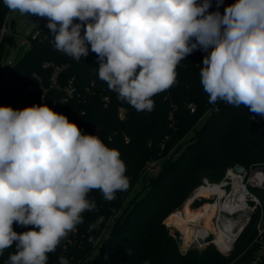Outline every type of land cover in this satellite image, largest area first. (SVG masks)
I'll return each instance as SVG.
<instances>
[{
    "label": "clouds",
    "instance_id": "obj_1",
    "mask_svg": "<svg viewBox=\"0 0 264 264\" xmlns=\"http://www.w3.org/2000/svg\"><path fill=\"white\" fill-rule=\"evenodd\" d=\"M3 2L47 18L57 51L76 61L95 53L98 77L137 111H151L152 97L175 84L180 61L202 50L209 103L243 105L264 118V0H235L223 14L209 11L212 0ZM125 173L118 150L47 104L0 107V255L16 248L6 264H47V254L95 207L88 193L113 200L129 187ZM14 223L32 227L17 233Z\"/></svg>",
    "mask_w": 264,
    "mask_h": 264
},
{
    "label": "trees",
    "instance_id": "obj_2",
    "mask_svg": "<svg viewBox=\"0 0 264 264\" xmlns=\"http://www.w3.org/2000/svg\"><path fill=\"white\" fill-rule=\"evenodd\" d=\"M233 3L235 0H223L217 8L216 0H212L209 11L218 10L223 14L225 7ZM9 13L10 10L0 0V32ZM44 31L48 39L36 43L3 76L7 88L0 91V107L21 109L14 108V104L27 86L39 84L34 74H38L42 84L48 87L53 69H44L45 62L68 65L61 73L59 83L65 86L74 78L77 91L86 95V99L75 98L59 103L54 111L77 124L82 134L97 135L106 146L118 150L129 179L127 190L118 191L111 201L105 200L99 190L88 193L87 198L94 202L95 207L83 212V223L63 238L54 252L47 254V264H59L61 256L69 264H84L94 255V260L88 264H145V261L148 264H225L227 259L212 246L203 252L182 254L177 234L170 235L166 219L181 207L204 178L219 181L228 167L264 163L263 118L243 105L236 107L222 101L219 113L195 129L211 105L200 83V70L207 55L202 50H195L180 61L175 84L152 97L154 107L151 111H137L119 100L115 92L111 106L104 108L101 101L104 84L98 77L97 55L90 50L88 56L76 61L57 52L51 44L54 38L50 30L45 28ZM15 44L12 36L3 38L0 43V75L3 73L1 64L7 57L6 48ZM92 82L96 86L92 89L93 94L89 95L86 87ZM56 96L58 93L52 90L47 101ZM39 98L40 93L34 92L23 99V106L38 105ZM190 104L196 105L195 113L190 112ZM119 107L128 110L125 121H120L117 116ZM174 107L176 129L170 127L169 121V113ZM192 132L194 136L185 141L183 138ZM126 136L130 138L129 143L125 142ZM167 136L165 152L161 153V144ZM181 140L176 152L161 164L156 175L145 173L148 162L165 156ZM139 181L143 195L136 193L117 217ZM112 220L114 224L108 236L98 244L99 235ZM31 227L13 224L17 233ZM129 248L130 254L127 253ZM15 251V244L4 250L0 264H6L9 255Z\"/></svg>",
    "mask_w": 264,
    "mask_h": 264
},
{
    "label": "built area",
    "instance_id": "obj_3",
    "mask_svg": "<svg viewBox=\"0 0 264 264\" xmlns=\"http://www.w3.org/2000/svg\"><path fill=\"white\" fill-rule=\"evenodd\" d=\"M12 22L14 21H10L8 14L1 28L0 43L3 38L12 36L15 41L19 40L21 47L31 50L36 43L48 39L44 31L47 28V18L28 36H19L14 33L15 22L13 27ZM74 23L79 21L76 20ZM51 44L54 45V41H51ZM6 59L7 57L1 64L3 73L0 75V91L7 88L3 76L13 66H5ZM67 67L68 65L65 64L56 65L45 62L44 69H53L49 86L45 87L40 76L34 74L33 77L39 84L27 86L14 104V108H25L23 99L34 92L40 93L38 105L47 104L53 111L59 103H66L75 98L85 100L86 95L77 91L74 78L70 79L65 86L59 83V77ZM100 81L104 84L101 101L104 108H109L114 91L109 90L106 82L101 79ZM95 84L92 82L86 87L87 94H93L92 89L96 86ZM52 90L56 91L58 96L48 102L47 97ZM221 102L218 100L215 104L208 106L197 124L219 113ZM188 108L191 113L197 110L194 104H190ZM175 109L174 107L169 113L170 127L173 129H176ZM127 115L128 110L125 107L118 108L117 116L120 121H125ZM167 140H169L168 136L161 144V153L165 152ZM182 141H179L165 156L160 154L159 159L148 162L144 169L145 173L151 175L159 170L161 164L176 152ZM125 142H130L128 136L125 137ZM235 166L228 167L219 181L204 178L187 197L181 210L176 213L175 231L182 254L190 251L203 252L212 246L227 259L225 264H264V163L248 167L241 165L243 167L241 173L235 171ZM197 204H200L198 208H196Z\"/></svg>",
    "mask_w": 264,
    "mask_h": 264
},
{
    "label": "rangeland",
    "instance_id": "obj_4",
    "mask_svg": "<svg viewBox=\"0 0 264 264\" xmlns=\"http://www.w3.org/2000/svg\"><path fill=\"white\" fill-rule=\"evenodd\" d=\"M9 16H10V21L15 22V27L13 28V32L18 34L19 36H28L32 31H34L35 28H37L46 19V18L39 17L36 15H29V14L21 15L19 14V12H13V11H10ZM6 49H7V59L4 63L5 66L15 65L29 51L26 47L20 46V42L18 39L16 40V44L14 46L7 47ZM203 123L204 121L199 123V125L195 129L198 130ZM193 136H194V133L192 132L187 136V138L184 137L183 139H185L186 141V140H189ZM177 155L178 153L174 157H176ZM159 170H160V167H159ZM159 170L154 171L153 173H151V175H156L159 172ZM142 189H143L142 183L141 181H139V183L135 187V190L131 193L129 198L124 203L122 210H120L117 213V217L120 216V214L123 212V209L130 203L131 199L136 193L137 194L140 193L139 195L141 196L143 195L144 191H142ZM183 204L184 202L182 203L179 209L169 214V216L166 219V226L169 229L170 235H173V236L176 235L175 230L177 228V222L175 220L176 218L175 215L179 210H181V208L183 207ZM113 224H114V221L112 220L108 224V226L102 230L101 234L98 237V244H102V242L105 240L110 230L112 229ZM94 258H95V255L89 261L85 262L84 264H88L89 262L91 263L94 260Z\"/></svg>",
    "mask_w": 264,
    "mask_h": 264
},
{
    "label": "water",
    "instance_id": "obj_5",
    "mask_svg": "<svg viewBox=\"0 0 264 264\" xmlns=\"http://www.w3.org/2000/svg\"><path fill=\"white\" fill-rule=\"evenodd\" d=\"M13 25H14V22H12V27H13ZM235 171L241 173V172H243V167L238 164L235 166Z\"/></svg>",
    "mask_w": 264,
    "mask_h": 264
}]
</instances>
